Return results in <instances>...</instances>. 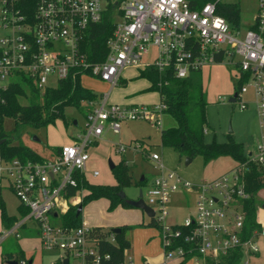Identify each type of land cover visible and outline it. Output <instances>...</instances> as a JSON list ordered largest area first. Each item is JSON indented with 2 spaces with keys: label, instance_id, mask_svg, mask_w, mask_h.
Instances as JSON below:
<instances>
[{
  "label": "built area",
  "instance_id": "obj_1",
  "mask_svg": "<svg viewBox=\"0 0 264 264\" xmlns=\"http://www.w3.org/2000/svg\"><path fill=\"white\" fill-rule=\"evenodd\" d=\"M217 1L205 0L192 8L188 0H0V102L5 101L4 91L11 83L24 86L25 78L41 91L82 74L113 86L122 69L139 64L150 46L155 48L150 64L159 72L170 69L179 78L205 65L228 64L240 108L245 107L241 93L251 91L258 129L255 145L244 152L242 161L237 160L230 175L198 183L165 168L159 154L151 152L156 173L145 182V190L142 187V197L153 211L151 219L166 260L192 258L203 264V258L216 261L239 249L242 264H264L253 260L260 251L258 238L264 235V225L242 237V202L249 196L243 173L250 164L264 176V0H255L248 25L229 23L216 12ZM108 8L113 30L106 39L107 50L101 60H92L82 43L89 26L99 22ZM108 95L109 90L97 99H85V130L61 144L53 156L5 158L0 152V187L9 188L27 208L15 225L33 220L42 248L59 250L47 264H107L110 254L100 250V232L111 242L115 232L84 222L70 226L61 216L70 204L81 202L88 147L105 128L118 133L123 121L137 119L160 125L162 102L118 104L110 102ZM125 148L126 144L118 145L121 151ZM181 189L194 193V215L170 221L169 197ZM14 228L2 231L0 240ZM17 264L29 263L20 258Z\"/></svg>",
  "mask_w": 264,
  "mask_h": 264
},
{
  "label": "rangeland",
  "instance_id": "obj_2",
  "mask_svg": "<svg viewBox=\"0 0 264 264\" xmlns=\"http://www.w3.org/2000/svg\"><path fill=\"white\" fill-rule=\"evenodd\" d=\"M224 2H238L239 15L242 25L249 21L252 14V7L255 0H220ZM150 57L143 54L142 63L149 62ZM143 66V65H142ZM142 66L127 65L121 71V76L116 85L109 91L108 100L118 104L144 103L147 105L157 103L158 94L154 90L146 89L148 82L144 77L139 76V68ZM233 69L224 62L202 66L196 72L189 73L193 78H197L203 89L205 104V130L203 139L205 141L224 142L232 140L242 145L243 151L253 148L257 141V123L255 109L251 98V91L241 93L245 100V107L240 108L237 100H228L236 89V79L233 76ZM82 85L97 93L98 97L109 89V84L97 76L82 74L80 76ZM25 93V92H24ZM32 93L18 95V100L28 103ZM86 101L82 99L79 105H67L64 107V114L56 116L51 122L31 124L23 122L20 124L17 141L30 147L39 156L48 158L53 153V146L69 138L71 134L83 132L85 122ZM73 119L77 123H73ZM160 125H156L146 120H125L121 124L120 131L114 133L108 127L104 129L101 136L88 147L89 159L85 169L87 179L92 183L104 185H114L117 183V176L114 166L124 164L127 166L131 183L123 188V191L130 198L138 195V188L145 186L155 173L154 162L149 158L151 152L159 154L160 161L167 169L174 170L181 178L191 183H198L201 179H213L222 174L230 175L237 161L228 155H221L204 162L197 155L184 162L183 156H178L177 152L170 146L162 145L159 141L158 132L160 128L172 125L174 120L163 111L160 113ZM14 124L13 117H4L1 128L10 133ZM14 140V141H16ZM120 143L126 144L125 150L118 149ZM109 160L114 164L110 166ZM126 163V164H125ZM97 170L98 174L93 176L92 171ZM143 174L145 181L140 184L139 176ZM144 184V185H143ZM5 210L8 215L18 216V200L16 196L7 188L1 189ZM145 196V195H144ZM194 193L190 190H177L169 197L167 209L170 221H181L186 215H194ZM257 204V217L264 225V187L260 189V194L255 195ZM109 201L105 197L88 200L82 205L80 219L90 225H100L104 230L111 229V222L134 221L141 214L144 223L147 224V215L140 212L134 206H115L108 209ZM263 203V206H261ZM58 221L59 218H52ZM32 229L26 227L18 228V235L12 233L8 238L0 242V264L5 263V256L16 258L25 255L27 258L33 256L32 264H40L44 261L48 263L53 259L59 250H44L41 240L36 235L33 222H30ZM129 228V227H128ZM7 230L5 224L0 221V234ZM260 259L264 262V239L259 242ZM38 245V246H37ZM255 260V259H254ZM190 264H195L194 259H190ZM241 264V263H240Z\"/></svg>",
  "mask_w": 264,
  "mask_h": 264
},
{
  "label": "trees",
  "instance_id": "obj_3",
  "mask_svg": "<svg viewBox=\"0 0 264 264\" xmlns=\"http://www.w3.org/2000/svg\"><path fill=\"white\" fill-rule=\"evenodd\" d=\"M205 0H188L190 7H199ZM111 8V4H110ZM105 11L102 19L89 26L86 31L83 49L92 60H101L107 50L106 39L112 33L113 21L111 9ZM215 10L221 14L229 23L238 25L239 3L217 1ZM139 76L148 81L147 89L156 91L161 102L164 104L163 112L174 120L172 125L159 129L158 137L162 145L172 147L178 156L195 157L199 155L204 162L221 155H228L234 160L244 159L241 143L232 140L224 142L205 141L203 132L205 130V104L203 89L197 78L192 76L176 77L170 69L159 72L151 65L140 69ZM22 86L19 82L11 83L4 91L5 101L0 102V143L1 155L5 158L20 157L21 159L42 160L30 147L16 139L19 137L20 124L23 122L39 124L51 122L56 116L64 114V107L67 105H79L82 99L94 98L96 95L88 87L82 85L79 78L75 80L59 81L56 85L38 90L31 80L25 78ZM32 93L28 103H21L18 95ZM25 92V93H24ZM13 117L14 124L12 131L7 133L1 128L4 117ZM16 140V141H14ZM126 164V163H125ZM249 169L243 173L244 188L249 192V196L242 202L244 218L242 223V237L249 236L253 229H258L259 223L256 221L257 204L255 195L258 190L264 187V176L256 170L253 165H248ZM117 183L114 185H104L92 183L82 179V187L86 192L82 196L81 202L70 204L69 208L62 214L61 220L64 224L77 226L81 224L80 212L77 213L79 204H84L88 200L105 197L108 199V209H113L118 204L129 206L120 196L123 188L131 183V176L127 166L120 164L114 166ZM145 181L139 179L140 184ZM22 210V209H21ZM0 217L2 222L9 226L14 217L6 213L5 205L0 198ZM148 223H152L149 220ZM125 225L121 226V231L115 233V241L111 242L100 232L99 246L102 252H108L110 258L107 264H125L124 249L128 247L129 241L124 236ZM96 229H101L97 226ZM186 247L185 243H181ZM241 257L239 249L232 250L228 255L216 261L203 258V264H238Z\"/></svg>",
  "mask_w": 264,
  "mask_h": 264
},
{
  "label": "crops",
  "instance_id": "obj_4",
  "mask_svg": "<svg viewBox=\"0 0 264 264\" xmlns=\"http://www.w3.org/2000/svg\"><path fill=\"white\" fill-rule=\"evenodd\" d=\"M255 6H256V1H255ZM255 6L252 7V14L250 15V19L249 21L245 22V25H248V23L251 21V17L255 11ZM239 20H240V24H242V22L244 21H241L240 17H239ZM145 56L147 57H150L149 59V62H145V63H142L140 62L139 64H137L136 66H142V68H139V72H140V69H143L145 66L147 65H151L150 62L152 60V58L154 57L155 55V48L153 46H150L148 48V50L144 53ZM143 57V55H142ZM142 61V59H141ZM216 64V63H215ZM152 66V65H151ZM206 67L209 66V65H205ZM204 66V67H205ZM197 70H195L194 72H196ZM81 76V75H80ZM121 76V75H120ZM189 76V75H188ZM79 78V81L81 83V78ZM120 79V78H119ZM104 81V80H103ZM119 81V80H118ZM106 82V81H105ZM148 82V81H147ZM108 83V82H107ZM82 84V83H81ZM109 84V83H108ZM116 85V84H115ZM114 86V85H113ZM113 86H110L109 84V91L112 89ZM147 89V88H146ZM96 95L94 96V99H97L98 98V95L97 93H95ZM158 94V93H157ZM232 95V94H231ZM230 95V96H231ZM109 96V95H108ZM158 97H159V100H160V96L158 94ZM85 100V99H84ZM132 104H136V103H132ZM132 104H127V105H132ZM85 110L87 111V105H85ZM85 115H86V112H85ZM84 115V116H85ZM74 120L76 122H74ZM139 120V119H137ZM73 123H77V120L76 119H73ZM77 133V132H76ZM75 133L71 134V136L69 138H66V140L58 143L57 145L53 146V153L51 156H53V154L57 151V149L59 148V146L61 144H64V143H67L71 140L72 136L74 135ZM97 140V139H96ZM95 140V141H96ZM94 141V142H95ZM243 154H244V151H243ZM89 159V158H88ZM237 161V160H236ZM88 162V161H87ZM98 174V173H97ZM96 174V175H97ZM86 175V174H85ZM93 175V174H92ZM95 176V175H93ZM141 176V175H140ZM140 176H139V179H140ZM87 177V176H86ZM145 177V176H144ZM88 180V179H87ZM202 180V179H201ZM200 180V181H201ZM89 181V180H88ZM146 182V181H145ZM144 185V184H143ZM142 186V185H141ZM140 186V187H141ZM2 188H7V187H0V198L2 200V202L4 203L3 201V198H2V195H1V189ZM142 188V187H141ZM9 189V188H7ZM10 190V189H9ZM12 192V191H11ZM86 192V190H83V195L84 193ZM13 193V192H12ZM260 194V190H258L257 194ZM14 194V193H13ZM15 195V194H14ZM16 196V195H15ZM127 196V195H126ZM17 198V197H16ZM136 198V197H135ZM18 200V198H17ZM108 200V199H107ZM262 204V203H261ZM121 204H118L117 206H120ZM262 206V205H261ZM138 208V207H137ZM17 209L19 211V215L18 216H13L14 219L12 221V223L7 226V229L12 227V226H15V230L8 233L7 235H5L1 240L0 242L3 240V239H6L8 238L10 235H12V233H15V235L17 236L18 235V228L20 227H26L28 229H32V225L30 222H33L34 224V228L36 229L37 233L36 235L38 236L37 238V242H38V239H40L39 237V233H38V229L34 223L33 220L31 219H25L23 223H20V224H16V222H19L20 219L25 216L26 212H27V208L21 204L18 200V204H17ZM22 209V210H21ZM140 209V208H138ZM82 210V208H81ZM142 209L140 210V212L142 213ZM144 212V211H143ZM257 212L258 210L256 209V221L259 223V226L261 224V222L259 221L258 217H257ZM9 216H12V215H9ZM149 220H152L150 216H147V224H145L144 222V218H143V215L141 214V219L140 217H138V220L135 222V223H130V222H134V221H122V222H114L112 221L111 222V226H122V225H125V228H124V236L125 238L129 241V245L128 247H126L124 249V262L127 264L130 263V261L132 262V264H190L191 262L190 259L192 258H184V259H171V260H166L163 256V253H162V249H161V243H160V237H159V232H158V228L157 226L153 223H148ZM0 221H1V224H4L1 220V217H0ZM84 222V221H81V223ZM85 223V222H84ZM87 224V223H85ZM90 225V224H88ZM90 226H94V227H97V226H100V225H90ZM101 227V226H100ZM129 227V228H128ZM102 228V227H101ZM111 230V229H110ZM264 239V235L260 238H258V244L261 240ZM260 245V244H259ZM38 246V245H37ZM45 250V249H44ZM20 258H26L28 260V263L29 264H32L33 262V256H31L30 258H27L25 255H23L22 257H16V258H13L11 256H5V263H7V260L8 259H15L16 261ZM255 259V260H254ZM254 262H263L261 259H260V251L259 253L257 254L256 258H253ZM195 261V260H194ZM66 263V262H64ZM241 262L239 261L238 264H240ZM40 264H45L44 261H42ZM196 264V263H195ZM242 264V263H241ZM250 264H253V263H250Z\"/></svg>",
  "mask_w": 264,
  "mask_h": 264
},
{
  "label": "water",
  "instance_id": "obj_5",
  "mask_svg": "<svg viewBox=\"0 0 264 264\" xmlns=\"http://www.w3.org/2000/svg\"><path fill=\"white\" fill-rule=\"evenodd\" d=\"M234 95H235V92L232 93V95L228 98V100H233ZM74 122H76V121L74 120ZM3 140H4V138H1L0 143ZM190 159H191V157L185 156L184 162L187 163L188 161H190ZM109 164L111 167L114 166V164L112 163L111 160H109ZM143 179H144V175L141 174L140 180H143ZM119 194L126 201V203L129 206L138 207V208L142 209L147 216H150V217L152 216L153 211L147 204H145V201L142 197V188L141 187L138 188V195L136 198H130V197L126 196V193L123 190ZM261 205L263 206V203ZM81 208H82V204H79L77 207V213L81 210ZM111 230L115 233H118L121 231V226H112ZM66 261H67V259L64 258V262H66ZM7 263L8 264H17V261L15 259H8Z\"/></svg>",
  "mask_w": 264,
  "mask_h": 264
}]
</instances>
